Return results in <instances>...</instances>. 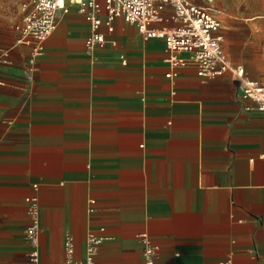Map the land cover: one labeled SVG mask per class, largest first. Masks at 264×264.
Listing matches in <instances>:
<instances>
[{
  "label": "crops",
  "instance_id": "crops-1",
  "mask_svg": "<svg viewBox=\"0 0 264 264\" xmlns=\"http://www.w3.org/2000/svg\"><path fill=\"white\" fill-rule=\"evenodd\" d=\"M27 1L0 43V264H29L35 193L39 264H61L67 232L82 258L89 231L102 238L93 264H144L140 232L158 248L154 264H264V112L245 109L228 73L166 77L162 40L121 17L88 53L74 5L27 77L30 48L15 43Z\"/></svg>",
  "mask_w": 264,
  "mask_h": 264
},
{
  "label": "built area",
  "instance_id": "built-area-1",
  "mask_svg": "<svg viewBox=\"0 0 264 264\" xmlns=\"http://www.w3.org/2000/svg\"><path fill=\"white\" fill-rule=\"evenodd\" d=\"M216 0H28L23 6L21 22L15 25L18 35L16 44L30 48L26 76L30 77L35 58L43 51V43L55 29L60 14L67 13L74 5L89 24V34L84 46L92 53L107 40L100 31L104 25L108 32L113 30L112 22L121 17L136 26L145 40H162L166 52L168 71L172 78L183 67H191L202 80L228 73L238 85L241 95L250 100L245 109L264 112V80L250 78L239 63L230 61L223 51L224 34L221 27V10ZM112 44L115 42L110 41ZM28 222L24 238L30 245L29 264H39V240L41 233L38 195L26 197ZM89 200L88 211H93ZM141 243L144 264H154L158 258L157 246L146 232L136 234ZM102 238L93 231L85 237L84 255H74L73 237L65 234V256L61 264H93ZM216 264H232L230 259Z\"/></svg>",
  "mask_w": 264,
  "mask_h": 264
},
{
  "label": "rangeland",
  "instance_id": "rangeland-1",
  "mask_svg": "<svg viewBox=\"0 0 264 264\" xmlns=\"http://www.w3.org/2000/svg\"><path fill=\"white\" fill-rule=\"evenodd\" d=\"M24 0H0V43L14 39L11 24L21 15ZM221 10L223 51L244 58L245 65L264 73V0H216ZM241 40L245 45H241Z\"/></svg>",
  "mask_w": 264,
  "mask_h": 264
}]
</instances>
